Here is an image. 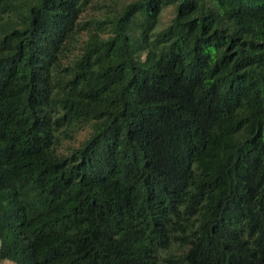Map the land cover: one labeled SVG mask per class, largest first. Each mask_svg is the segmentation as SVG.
Returning <instances> with one entry per match:
<instances>
[{"label": "trees", "instance_id": "trees-1", "mask_svg": "<svg viewBox=\"0 0 264 264\" xmlns=\"http://www.w3.org/2000/svg\"><path fill=\"white\" fill-rule=\"evenodd\" d=\"M92 1L0 0V260L264 264V0Z\"/></svg>", "mask_w": 264, "mask_h": 264}, {"label": "rangeland", "instance_id": "rangeland-1", "mask_svg": "<svg viewBox=\"0 0 264 264\" xmlns=\"http://www.w3.org/2000/svg\"><path fill=\"white\" fill-rule=\"evenodd\" d=\"M129 1H131V0H93L91 2L92 6H89L87 8L86 13H98V12H101V10H103V9H109L111 7L117 8V7L121 6L122 4L127 3ZM91 3H90V5H91ZM108 5H110V7ZM173 13L174 12H173L172 7L165 8L161 14L158 28H162L165 25H167L168 22L170 21V19L172 18ZM84 133H85V131H81L77 135L76 139L77 140L81 139L83 137ZM0 264H12V263L7 259H2V260H0Z\"/></svg>", "mask_w": 264, "mask_h": 264}]
</instances>
